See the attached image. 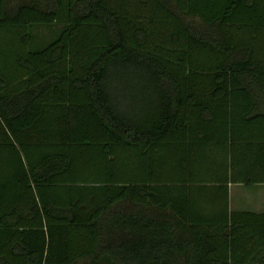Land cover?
<instances>
[{
    "label": "trees",
    "instance_id": "obj_1",
    "mask_svg": "<svg viewBox=\"0 0 264 264\" xmlns=\"http://www.w3.org/2000/svg\"><path fill=\"white\" fill-rule=\"evenodd\" d=\"M229 184H264V0H0V264H264Z\"/></svg>",
    "mask_w": 264,
    "mask_h": 264
},
{
    "label": "rangeland",
    "instance_id": "obj_2",
    "mask_svg": "<svg viewBox=\"0 0 264 264\" xmlns=\"http://www.w3.org/2000/svg\"><path fill=\"white\" fill-rule=\"evenodd\" d=\"M52 31L47 27L39 28L40 39H48L51 36ZM1 44H4V40H1ZM178 150L189 155V174H193L196 179L199 180H211L220 177L224 174L225 158L220 150L207 147L205 149H199L194 146L188 149L181 144H177ZM161 158L167 162V167L162 174L170 175L173 177L178 176L177 172V159L179 155L166 153L165 150L160 151ZM181 155V154H180ZM171 160V161H170ZM166 166V165H165ZM168 171V173L166 172ZM182 175L183 173H180ZM231 208L233 210L241 209H259L264 204V186L258 184L252 185H232L230 191Z\"/></svg>",
    "mask_w": 264,
    "mask_h": 264
},
{
    "label": "crops",
    "instance_id": "obj_3",
    "mask_svg": "<svg viewBox=\"0 0 264 264\" xmlns=\"http://www.w3.org/2000/svg\"><path fill=\"white\" fill-rule=\"evenodd\" d=\"M232 185H234V184H229V207L231 208V199H230V191H231V186ZM236 185H238V184H236ZM239 185H242V184H239ZM258 185H262V186H264V184H258ZM232 209V208H231ZM236 210H238V209H236ZM241 210H250V209H241ZM264 210V204L263 205H261V207L258 209H254V210H250V211H254V212H261V211H263Z\"/></svg>",
    "mask_w": 264,
    "mask_h": 264
}]
</instances>
